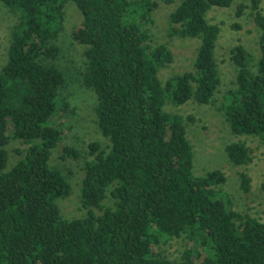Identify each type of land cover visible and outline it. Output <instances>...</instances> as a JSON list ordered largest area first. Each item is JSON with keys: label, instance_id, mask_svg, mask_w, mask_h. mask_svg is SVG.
<instances>
[{"label": "trees", "instance_id": "1", "mask_svg": "<svg viewBox=\"0 0 264 264\" xmlns=\"http://www.w3.org/2000/svg\"><path fill=\"white\" fill-rule=\"evenodd\" d=\"M260 30L257 70L240 45L232 49L235 88L221 101L236 137L264 144V11L262 0H245ZM17 15L8 60L0 72V264H264V222L235 209L215 170L195 176L193 147L183 116L165 111L190 101L209 105L221 86L216 57L220 27L206 18L233 0H183L170 15V34L200 41L195 71L170 78L159 72L173 61L166 46H153L145 28L150 0H0ZM73 2L83 21L73 28L84 46V85L98 95L96 116L106 146L89 145L81 204L86 214L67 220L58 201L72 192L51 166L63 139L55 118L66 105L67 72L55 63L61 49L64 8ZM171 3L172 0H166ZM1 48V42H0ZM168 101V102H169ZM28 145L9 169L8 146ZM236 167L253 162L243 142L226 148ZM66 147L62 158L81 159ZM241 188L251 178L240 174ZM110 199L111 206L105 201ZM185 236L191 243L180 262L157 251L160 241Z\"/></svg>", "mask_w": 264, "mask_h": 264}, {"label": "rangeland", "instance_id": "2", "mask_svg": "<svg viewBox=\"0 0 264 264\" xmlns=\"http://www.w3.org/2000/svg\"><path fill=\"white\" fill-rule=\"evenodd\" d=\"M137 2L138 0H130ZM156 3L149 13V19L144 22L148 29L153 46H166L173 53V61L159 72V79L163 85L173 77L186 72L195 71V60L200 41L195 38L181 39L170 34V15L183 0H150ZM245 0H233L229 8L213 7L207 13L210 24L220 27V36L217 44L216 57L221 76V86L215 99L209 105H200L190 101L184 105H173L170 101L165 104V111L184 117L188 138L193 147V164L195 176H205L209 172L219 170L226 175L227 181L220 188L226 192L233 201L237 211L247 213L264 222V144L258 137H236L231 132L225 114L220 110L224 94L234 89L236 82V67L231 61L232 49L242 46L251 56L250 69L257 70L261 57L259 40L261 32L257 28L251 12L245 9L241 16L237 12ZM264 11V0H262ZM18 18L0 2V72L7 63L8 51L13 26ZM83 16L73 2H68L64 8V29L57 39L61 49L60 57L55 63L67 72L69 87L62 92L66 105L63 113L55 120V126L63 132V139L53 151L50 164L59 168L67 177L72 187L71 194L58 201L60 213L63 218L73 220L82 218L86 214L81 204L83 179L85 176L84 161L88 157L89 145L99 143L103 147L108 144L100 132L96 107L98 95L84 85L81 80V71L86 66L85 47L74 42L73 28L80 25ZM243 142L251 149L253 162L244 167L234 166L227 155L226 148L233 142ZM70 147L82 153V158L63 159V151ZM28 148L27 144L15 140L8 146L9 169L22 157ZM245 173L251 178L250 191L241 188L240 174ZM106 206L112 201L107 199ZM191 243L185 236L169 238L160 241L157 251L168 260L180 262L184 252Z\"/></svg>", "mask_w": 264, "mask_h": 264}]
</instances>
